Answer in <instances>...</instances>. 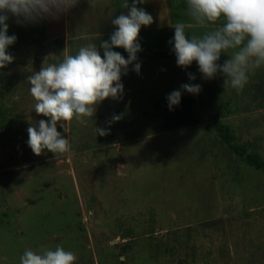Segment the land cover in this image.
<instances>
[{
  "label": "rangeland",
  "instance_id": "rangeland-1",
  "mask_svg": "<svg viewBox=\"0 0 264 264\" xmlns=\"http://www.w3.org/2000/svg\"><path fill=\"white\" fill-rule=\"evenodd\" d=\"M52 17L48 33L63 23L62 13ZM18 44L8 46L14 60L0 68V103L8 108L0 264L58 245L76 255L74 264H264V169L233 152L213 126L228 125L237 143L264 159V66L237 91L223 87L222 75L203 79L195 61L184 68L175 53L146 52L134 62L139 73L129 64L121 76L120 98H106L93 117L58 122L69 152L37 156L27 129L48 118L35 112L27 78L68 54L59 37ZM229 58L222 53L218 63ZM185 83L200 92L182 90ZM174 90L195 97V125L162 127L152 100Z\"/></svg>",
  "mask_w": 264,
  "mask_h": 264
},
{
  "label": "clouds",
  "instance_id": "clouds-1",
  "mask_svg": "<svg viewBox=\"0 0 264 264\" xmlns=\"http://www.w3.org/2000/svg\"><path fill=\"white\" fill-rule=\"evenodd\" d=\"M79 0H0V68L13 62L8 53L17 37L8 35V14L22 21H36L45 16H55L75 7ZM95 7L96 0H89ZM145 0H132L123 5L128 14H120L112 20L116 26L109 41H103V57L95 43L81 46L75 55H65L59 63L43 64L27 79L31 85L30 94L36 101L34 109L48 119H41L38 126H29L28 146L39 156L45 150L66 153L71 150L68 138L57 130L58 122L73 119L82 121L93 117L96 107L106 98L118 99L123 94L121 76L127 74L129 64L137 60L141 51L139 32L142 26L153 23V17L136 5ZM187 15L205 31L189 37L185 24L174 25L173 51L176 63L187 68L195 61L203 79H213L218 74L224 77L223 87L242 90L249 76L264 66V0H186ZM223 20V23H218ZM114 47H122L127 59ZM222 53L230 58L218 63ZM141 65L134 64L139 73ZM190 80L196 77L188 73ZM181 89L198 94L201 85L185 83ZM181 90H174L166 97L169 110L179 105ZM114 121L119 116H113ZM63 127V124L61 123ZM106 129L97 128L99 135H106ZM77 257L62 246L55 250L44 249L35 252L27 249L20 256V264H74Z\"/></svg>",
  "mask_w": 264,
  "mask_h": 264
},
{
  "label": "crops",
  "instance_id": "crops-1",
  "mask_svg": "<svg viewBox=\"0 0 264 264\" xmlns=\"http://www.w3.org/2000/svg\"><path fill=\"white\" fill-rule=\"evenodd\" d=\"M128 3L129 8L132 0H96L95 7H92L89 0H79L75 7L67 12L62 13L63 23L59 28L51 30L48 33V24L53 19L52 16H45L39 21H30L32 24L42 28L45 38L41 33L28 26L27 21L17 23V19L11 20L8 27L18 26L23 33L16 36L13 43L17 46H30L44 42L45 40L61 38L66 44L67 54H77L81 46L95 43L100 54L103 49L100 47L103 41H109L116 26L112 20L120 14H128L129 8L123 5ZM138 8H143L153 17V23L149 26H142L139 32V43L141 51L137 53V60L141 59L140 55L146 52L173 51V41L175 28L178 22H183L186 26V34L201 35L203 31L201 26L196 24L187 15L186 0H145L144 3L137 4ZM199 28L194 30L192 28ZM162 44V45H160ZM113 51L120 52L122 55L128 53L122 47H114ZM135 62V61H134ZM134 62L130 65H134Z\"/></svg>",
  "mask_w": 264,
  "mask_h": 264
},
{
  "label": "trees",
  "instance_id": "trees-1",
  "mask_svg": "<svg viewBox=\"0 0 264 264\" xmlns=\"http://www.w3.org/2000/svg\"><path fill=\"white\" fill-rule=\"evenodd\" d=\"M17 19L11 13L8 14L6 23L8 24L11 20ZM26 21V20H25ZM30 28L38 30L41 35L45 38V34L39 26L32 24L27 21ZM46 39V38H45ZM162 54L170 57L174 55L172 51H161ZM169 92L168 94H170ZM168 94L162 97H153V104L159 109L157 116L161 119V125L166 129H173L181 126H192L198 122V117L194 111L196 99L193 96L181 95V101L179 105L173 106L172 110H169L168 101L166 97ZM8 108L0 103V139H3L8 130L7 125V110ZM215 130L219 133L220 137L228 144L229 148L244 157L245 161L258 169H264V159L257 152H247L245 147L235 140V135L231 132L228 125L223 124L220 120H216L213 123Z\"/></svg>",
  "mask_w": 264,
  "mask_h": 264
}]
</instances>
